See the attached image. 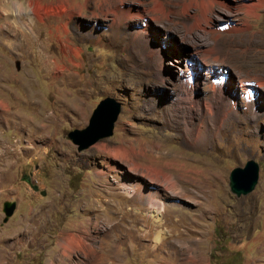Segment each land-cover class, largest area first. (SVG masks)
Segmentation results:
<instances>
[{
	"label": "rangeland",
	"instance_id": "374dc122",
	"mask_svg": "<svg viewBox=\"0 0 264 264\" xmlns=\"http://www.w3.org/2000/svg\"><path fill=\"white\" fill-rule=\"evenodd\" d=\"M120 1L0 0V264H264V1L211 25L203 0ZM107 97L112 134L78 150L68 133Z\"/></svg>",
	"mask_w": 264,
	"mask_h": 264
},
{
	"label": "water",
	"instance_id": "95a60500",
	"mask_svg": "<svg viewBox=\"0 0 264 264\" xmlns=\"http://www.w3.org/2000/svg\"><path fill=\"white\" fill-rule=\"evenodd\" d=\"M120 111V103L113 98L102 99L94 108L88 125L83 129L71 130L68 137L78 145V150H83L101 137L112 134L114 122ZM259 176V164L254 160H248L243 167H234L228 177L229 188L236 196L246 195L255 187ZM33 188L36 190L37 186ZM44 194V192H42ZM16 208L15 201L3 203V220L7 221Z\"/></svg>",
	"mask_w": 264,
	"mask_h": 264
},
{
	"label": "bare ground",
	"instance_id": "6f19581e",
	"mask_svg": "<svg viewBox=\"0 0 264 264\" xmlns=\"http://www.w3.org/2000/svg\"><path fill=\"white\" fill-rule=\"evenodd\" d=\"M264 1V0H263ZM123 2H124V0H121L118 4H123ZM240 4L242 5V6H244V7H246V9L249 11V12H252V11H255V9L257 8V7H259V6H261L262 5V0H240ZM219 6L221 9L223 8V9H229V10H231V8H232V5H230L229 3H228V1L227 0H203V13H202V18L199 20L200 22H205L206 24H210L211 22H213L212 21V19L210 18V17H208V11H209V9H211V8H214V6ZM121 7V6H120ZM124 7V6H123ZM130 7V6H129ZM132 8V7H131ZM131 8H124V9H122L121 10V13L119 14L121 17H127V18H132V17H140V12H138V13H132L131 12ZM236 8V7H235ZM136 9V8H135ZM233 9V8H232ZM43 10L44 9H42V8H39L38 10H37V15L40 17V18H42V15H43ZM114 10V9H113ZM142 10V9H141ZM115 12V11H114ZM116 13V12H115ZM143 15V14H142ZM222 19V18H221ZM13 22V21H12ZM219 23L220 22H218V23H214L215 24V28L219 25ZM211 25V24H210ZM230 25H226L225 27H223V30L222 31H228V27H229ZM216 30L218 31V29L216 28ZM219 32V31H218ZM217 32V33H218ZM197 49V48H196ZM211 50H213L212 48H203V53H202V56H205V55H208V53H212V52H210ZM195 55H197V56H199V53H198V50H196L195 52H193ZM187 65V64H186ZM187 68H188V65H187V67H186V70H187ZM212 68V67H211ZM210 68V69H211ZM246 80V79H245ZM247 81V80H246ZM220 82V81H219ZM219 82H217V83H215L214 85V87L215 88H217V86H218V83ZM238 85H240V86H243V85H245L244 84V80L242 79V80H240L239 81V84ZM246 88V86H243L242 88ZM244 88V89H245ZM250 90V89H249ZM249 90H246V91H248V97L247 98H251V94L249 93ZM0 103L2 104V106H4L5 107V103H3V102H1L0 101ZM8 107V106H7ZM174 163V162H173ZM176 164V163H175ZM181 166H182V168H184L186 165L185 164H181V163H179ZM165 178L167 179L168 178V175H165ZM175 184V182L173 181L172 182V186ZM154 202V201H153ZM158 203V202H157ZM156 203V204H157ZM164 209V207H163V204L161 203L160 204V202H159V204H158V209H157V211H159L160 213L157 215L156 213H155V217H156V222L158 223V224H160V223H162L163 222V216H162V214H161V211ZM161 225V224H160ZM163 225V224H162ZM162 233V230H159L158 231V234H159V236H158V238H160V234ZM68 242H69V244L67 245V247H71V245H73L74 246V244H77L78 243V241L76 240V238H75V236L73 235V234H71L70 235V237L68 238Z\"/></svg>",
	"mask_w": 264,
	"mask_h": 264
},
{
	"label": "clouds",
	"instance_id": "9594fccd",
	"mask_svg": "<svg viewBox=\"0 0 264 264\" xmlns=\"http://www.w3.org/2000/svg\"><path fill=\"white\" fill-rule=\"evenodd\" d=\"M20 10V6H19V4H17V11H19ZM26 11V10H25ZM13 15H15V13H13ZM223 23H219V25L218 26H221ZM185 60H187V61H191L190 59H185ZM193 61V65H194V63H195V61L194 60H192ZM200 69H202V67H199ZM193 70V69H192ZM180 71H182V70H180ZM180 71H179V74H181V75H185L186 77H184L185 79H186V81H187V74H186V72L188 71H184V73H180ZM194 71V70H193ZM206 72H208L210 75H211V79H212V82H214V83H217V82H215L214 81V78L218 75H222V74H224V75H226V79L228 78V76H227V70L225 69V68H222V67H219V68H217V69H206L205 70ZM214 72L216 73V74H214ZM194 75H195V71H194ZM194 82H195V78H194ZM193 82V83H194ZM189 83V82H188ZM193 83H189V84H193ZM249 89V88H248ZM250 89H253L252 91L253 92H255L256 90L254 89V88H250ZM254 94V93H253ZM253 94H251V95H253Z\"/></svg>",
	"mask_w": 264,
	"mask_h": 264
}]
</instances>
